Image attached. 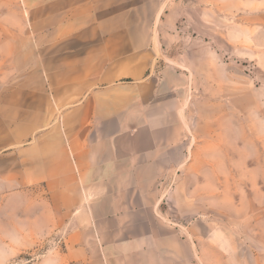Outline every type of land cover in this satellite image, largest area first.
<instances>
[{
  "label": "crops",
  "instance_id": "obj_1",
  "mask_svg": "<svg viewBox=\"0 0 264 264\" xmlns=\"http://www.w3.org/2000/svg\"><path fill=\"white\" fill-rule=\"evenodd\" d=\"M125 3L89 0L53 16L61 33L72 28L77 44L89 45L40 71L47 105L37 127L14 132L3 150L16 158L7 180L43 187L44 213L66 234L67 263L198 264L192 229L183 232L166 208L173 183L195 167L191 75L161 58L182 40L188 7L218 1Z\"/></svg>",
  "mask_w": 264,
  "mask_h": 264
},
{
  "label": "rangeland",
  "instance_id": "obj_2",
  "mask_svg": "<svg viewBox=\"0 0 264 264\" xmlns=\"http://www.w3.org/2000/svg\"><path fill=\"white\" fill-rule=\"evenodd\" d=\"M87 1L0 0V264H78L63 259L66 234L44 213L43 187L7 180L16 158L3 150L14 132L37 127L47 105L40 71L89 45L53 19ZM217 1L188 7L182 40L161 58L190 70L195 166L173 183L166 208L183 232L192 229L198 264H264V0Z\"/></svg>",
  "mask_w": 264,
  "mask_h": 264
}]
</instances>
